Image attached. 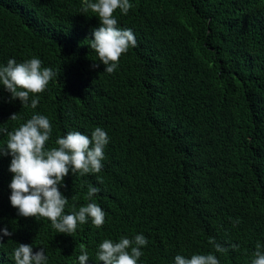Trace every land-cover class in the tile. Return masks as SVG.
I'll return each instance as SVG.
<instances>
[{"label": "trees", "instance_id": "1", "mask_svg": "<svg viewBox=\"0 0 264 264\" xmlns=\"http://www.w3.org/2000/svg\"><path fill=\"white\" fill-rule=\"evenodd\" d=\"M0 264H264V0H0Z\"/></svg>", "mask_w": 264, "mask_h": 264}, {"label": "bare ground", "instance_id": "2", "mask_svg": "<svg viewBox=\"0 0 264 264\" xmlns=\"http://www.w3.org/2000/svg\"><path fill=\"white\" fill-rule=\"evenodd\" d=\"M257 73V72H256Z\"/></svg>", "mask_w": 264, "mask_h": 264}]
</instances>
